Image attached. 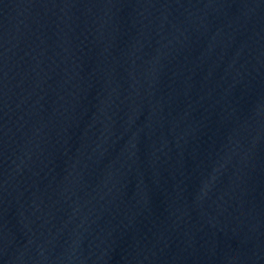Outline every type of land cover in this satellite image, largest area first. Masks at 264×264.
Wrapping results in <instances>:
<instances>
[{"label":"water","instance_id":"1","mask_svg":"<svg viewBox=\"0 0 264 264\" xmlns=\"http://www.w3.org/2000/svg\"><path fill=\"white\" fill-rule=\"evenodd\" d=\"M0 264H264V0H0Z\"/></svg>","mask_w":264,"mask_h":264}]
</instances>
